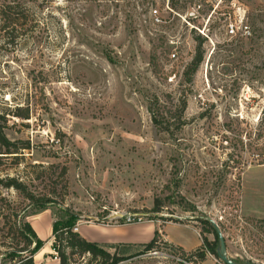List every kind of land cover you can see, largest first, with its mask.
I'll list each match as a JSON object with an SVG mask.
<instances>
[{"label": "rangeland", "instance_id": "obj_1", "mask_svg": "<svg viewBox=\"0 0 264 264\" xmlns=\"http://www.w3.org/2000/svg\"><path fill=\"white\" fill-rule=\"evenodd\" d=\"M5 4L14 8L5 29L0 14V115L7 136L31 148L3 159L0 177L54 200L24 213L49 239L34 264H58L52 220L73 217L91 236L93 223L129 212L136 221L111 240L148 242L167 223L200 234V220L212 219L229 257L264 264V0H0V10ZM199 41L202 60L187 82ZM181 98L184 125L175 129L172 117L171 131H158L151 105L173 114ZM166 233L190 237L173 226ZM103 248L118 264H201L161 234L142 253L140 245ZM3 250L0 264H15Z\"/></svg>", "mask_w": 264, "mask_h": 264}, {"label": "trees", "instance_id": "obj_2", "mask_svg": "<svg viewBox=\"0 0 264 264\" xmlns=\"http://www.w3.org/2000/svg\"><path fill=\"white\" fill-rule=\"evenodd\" d=\"M12 8L14 7L11 6V4H5L0 10V14L5 20V24H3L5 27L3 29L8 27L9 23L13 24V21H10V19L8 20L9 12ZM4 32L6 36L9 37L8 41H12V30ZM201 44L202 43L199 41L195 48L194 57L183 71V76L187 82L191 81L193 74L196 72L202 60ZM157 105H159V109L156 108ZM151 106V121L158 131L170 132L171 124H168V120L172 117L174 119L173 121H175V129H179L184 125L183 113L186 108V100L184 98L178 100L173 114H170L171 112L164 110V108L162 109V106H160L157 101ZM16 116L28 118V116H23L21 114H16ZM6 128H8L6 116L0 115V163L3 159H8L9 157L21 159L25 156V152H28L31 148L29 139L9 138L6 134ZM1 188L14 189L23 199L21 204H17L10 198L2 195L0 191V218L2 220V225L0 227V247L4 249L2 254L15 264H34V255L41 250L44 242L38 238L30 222L26 220L28 215H24V213L26 209L30 207L36 208L37 211L50 208L49 206L54 200L49 195L37 194L30 190L25 181L14 175L0 177V189ZM158 208L159 205L155 203L153 209L156 210ZM70 218L71 219L66 221L55 220L52 223L53 240L51 246L57 254L58 264H71V257L73 255L84 257L86 254L88 255L86 261L90 264L92 262L94 264H118L121 258L118 257L116 253L111 254L97 242L88 241L80 236L78 232L73 231L72 228L75 225L72 219L73 217ZM121 219L122 221L119 223H123V218ZM200 222L207 227L201 228L200 230L202 244L195 250L188 251L189 256H187V258L203 261L207 252L217 257L216 247L218 245V235L214 226L207 219L202 218ZM206 233L213 234L214 239L209 240L205 235ZM159 234L160 231L155 229L152 238L148 242L139 244L142 247L141 253L152 249L155 244H157ZM179 249L184 252L181 247H179Z\"/></svg>", "mask_w": 264, "mask_h": 264}, {"label": "crops", "instance_id": "obj_3", "mask_svg": "<svg viewBox=\"0 0 264 264\" xmlns=\"http://www.w3.org/2000/svg\"><path fill=\"white\" fill-rule=\"evenodd\" d=\"M53 221L54 220H52V222ZM93 224H95V226L97 227L98 233L92 234L91 236L85 235L84 232L82 233V229H81L82 223L80 222L77 224V232L80 235L84 236L85 239L89 241L97 242L101 246H108L111 244L139 245L142 243H146L145 241H139L141 239H137V237H129L127 239H118V240H111L109 238V236H111L112 234H121L124 227L128 225H133V224H122V223H114V224L93 223ZM169 226H173L176 230L184 231L185 233H187V236H190V237H177L175 239L173 237H169L168 234L166 233V228ZM157 229L160 231V234L162 235L165 241L172 243L173 245H177L181 247L184 251H187V252L193 251L196 248L200 247L202 244L199 231L197 230V228L193 226L176 225V224L167 223V224H162L161 227ZM50 239H52V234L50 236ZM45 242H44L43 248L34 255V263H36L35 262L36 259H38L37 261H39V259L41 258V253L44 252L45 249H48V247L45 246L46 244ZM201 264H216V263L215 261L212 262L209 255H206L205 259L201 261Z\"/></svg>", "mask_w": 264, "mask_h": 264}, {"label": "water", "instance_id": "obj_4", "mask_svg": "<svg viewBox=\"0 0 264 264\" xmlns=\"http://www.w3.org/2000/svg\"><path fill=\"white\" fill-rule=\"evenodd\" d=\"M207 220L214 226V229L218 235V245L216 247V255L219 260H221L224 264H256L249 261L237 262L231 257H229L227 255L226 244L223 233L212 219H207Z\"/></svg>", "mask_w": 264, "mask_h": 264}, {"label": "built area", "instance_id": "obj_5", "mask_svg": "<svg viewBox=\"0 0 264 264\" xmlns=\"http://www.w3.org/2000/svg\"><path fill=\"white\" fill-rule=\"evenodd\" d=\"M153 13L156 14L157 13V10H154ZM230 31L233 32L232 27L230 28ZM120 217L123 218V223L125 222L126 224H131V223H134L136 221L135 215L133 213H130V212L127 213V214H125V215H122ZM72 230L77 232V225L74 226L72 228Z\"/></svg>", "mask_w": 264, "mask_h": 264}]
</instances>
